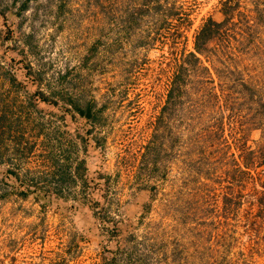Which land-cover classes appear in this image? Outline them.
Instances as JSON below:
<instances>
[{
    "label": "rangeland",
    "instance_id": "374dc122",
    "mask_svg": "<svg viewBox=\"0 0 264 264\" xmlns=\"http://www.w3.org/2000/svg\"><path fill=\"white\" fill-rule=\"evenodd\" d=\"M218 1L184 0L190 27L180 28L178 21L166 32L149 16L130 21L135 0H0V92L8 115L56 110L34 93L55 89L57 73L69 92L102 108L91 122L97 142L88 139L80 153L89 179L87 202L22 198L4 186L10 179L0 164V264H264V212L255 208L262 166L251 157L235 171L241 158L230 136L236 126L255 124L243 142L253 149L259 141L264 113L256 94L221 111L228 143L222 150L221 137L212 151L194 137L214 110L190 116L183 129L184 141L192 136L187 146L165 130L156 165L142 156L170 74L167 47L190 50L200 23L208 16L220 19ZM251 2L241 0L240 9ZM257 23L258 41L238 65L263 95L264 8ZM27 64L38 72H28ZM183 116L189 117L178 111L171 133L183 126ZM66 121L71 130L90 127L76 115ZM230 191L232 210L223 203ZM7 239L16 245L12 252L4 248Z\"/></svg>",
    "mask_w": 264,
    "mask_h": 264
},
{
    "label": "trees",
    "instance_id": "16d2710c",
    "mask_svg": "<svg viewBox=\"0 0 264 264\" xmlns=\"http://www.w3.org/2000/svg\"><path fill=\"white\" fill-rule=\"evenodd\" d=\"M240 1L219 0L220 19L208 16L200 23L192 34L190 50L184 46L167 47L170 74L162 105L152 121L145 151L142 152V156L152 159V167L156 165L157 146L163 142L161 137L165 130H168V138L173 134L178 139L183 137L184 146L188 142L190 144L192 136L187 138L189 141H184L187 133H183V129L189 127L187 122L190 116L200 118L215 110L213 118L207 114L210 123L208 121V125H202L199 133L194 136L202 138L211 146L209 151H212L213 143L220 137L222 142L218 148L222 150L228 146L226 138L221 135L223 109L229 110L241 98L253 100V94H256V103L264 113V94H257L248 80L243 78L242 67L238 65L241 54L250 51L254 46L252 43L258 41L255 34L257 16L264 8V0H252L250 7L242 9ZM143 16H149L153 24L158 22L166 32L178 21L182 24L180 28H189L191 25L189 9L184 0H135L128 17L138 24ZM25 68L28 72L33 71L28 64ZM57 74L58 84L55 89L45 91L38 87L35 90V100L57 108L42 113L34 105L35 112L40 116H32L28 108L19 110L13 117L9 116L5 108V96L0 92V164L5 167L6 177L10 179L8 184H3L22 198L33 195L37 202L40 197H54L85 203L89 195V179L84 157L80 153L86 151L88 139L97 142L96 135L91 133L94 127L91 122L102 108L96 109L93 100H84L69 92L63 75ZM8 80L15 82L16 77L10 73ZM20 104H23L22 101ZM180 110L189 117L183 116V126L171 133V124ZM75 115L84 119L90 127L83 132L69 129L66 116L74 118ZM252 125L246 128L245 125L236 126L237 133L230 135L241 158V163L232 168L235 171L241 170L240 166L246 168L251 157L258 158L262 166L257 175L261 190L257 191L255 208L257 212H264V132H261L253 149L243 142L245 131L256 128L255 124ZM219 159L217 155L216 160ZM234 202L232 191L224 193V205L227 203L232 210ZM10 244H14L11 239L4 243L8 252L16 248V245Z\"/></svg>",
    "mask_w": 264,
    "mask_h": 264
}]
</instances>
